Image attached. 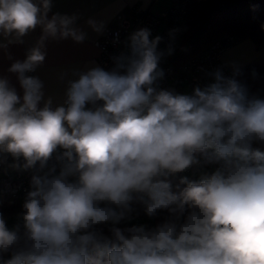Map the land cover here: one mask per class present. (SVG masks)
Listing matches in <instances>:
<instances>
[{
    "label": "clouds",
    "instance_id": "clouds-1",
    "mask_svg": "<svg viewBox=\"0 0 264 264\" xmlns=\"http://www.w3.org/2000/svg\"><path fill=\"white\" fill-rule=\"evenodd\" d=\"M51 9L52 0H0V48L41 29L26 58L8 68L23 96L0 77V152L23 158L13 168L39 165L23 203V243L0 214V258L11 252L3 264H264V151L252 147L264 143V99L221 69L191 94L159 89L160 61L174 48L158 50L163 38L141 28L112 70L74 73L64 104L53 108L43 82L26 73L43 64L49 40L83 43L87 33L76 14L49 18ZM86 23L103 33V21ZM58 148L66 163L59 174L43 172ZM197 153L218 167L199 182L182 177L186 187L173 192L168 177L199 164ZM132 193L143 194L149 217L167 209L174 219L153 230L113 227L111 238L95 231L132 211Z\"/></svg>",
    "mask_w": 264,
    "mask_h": 264
},
{
    "label": "built area",
    "instance_id": "built-area-1",
    "mask_svg": "<svg viewBox=\"0 0 264 264\" xmlns=\"http://www.w3.org/2000/svg\"><path fill=\"white\" fill-rule=\"evenodd\" d=\"M192 1L170 0L171 5L159 13H152L148 10L132 7L129 17L118 15L116 27L106 29L104 38L94 43L99 53V66L105 70H112L115 66L113 57L128 52V37L130 34L141 28H148L151 30L152 38L157 35L163 38L162 42L158 45V50H166L169 44H172L174 48L172 55H165L160 61L159 68L163 69L165 75L156 83L159 89L171 88L179 92L183 87H189L192 90L196 86L203 88L205 85L213 82L210 73L215 72L217 69H221L226 77L231 78L233 71L225 66L223 55L227 50L237 45L239 41L229 34L221 35L207 48L186 62L180 63L178 61L181 25L189 15ZM173 29H178L174 40L170 39L169 36L170 31ZM26 75L31 74L26 73ZM98 104H102V102H98ZM40 107H43V105ZM88 107H91V105H88ZM63 151V149H57L43 172H48L50 169L55 168L54 174H59L63 164L66 163V160L58 159ZM196 156L200 161L199 164L193 165L183 172L169 176L168 180L180 179L199 173H212L218 167L216 164L205 163L203 156ZM23 163V158L16 160L10 154L0 152V204L14 205L24 211L23 203L27 198L28 192L32 190L30 184L31 177L36 173L39 165L37 164L36 168L28 170L12 167L13 164L23 165ZM68 179H77V177L70 176ZM142 195L140 193H132L133 200L131 205H144L140 200V196ZM144 199H147V197L144 196ZM111 236L112 233H110L109 238Z\"/></svg>",
    "mask_w": 264,
    "mask_h": 264
},
{
    "label": "crops",
    "instance_id": "crops-1",
    "mask_svg": "<svg viewBox=\"0 0 264 264\" xmlns=\"http://www.w3.org/2000/svg\"><path fill=\"white\" fill-rule=\"evenodd\" d=\"M170 5V0H52L49 18L54 13L69 16L76 14L79 17L76 26L87 33V38L83 43H75L70 38L60 41L49 40L46 43L45 61L35 72L30 73L43 82L44 100L51 98L53 108L63 105L68 81L78 78L74 73L99 66V53L94 43L104 38L106 29L116 27L118 15L129 17L132 7L159 13ZM90 18L105 23L102 34L94 32L87 25L86 21ZM40 35L41 29L37 27L22 38L23 43H13L7 48H0V77L7 78L10 86L14 87L21 97L23 90L17 74L9 72L8 68L13 62L26 58L27 51L34 46ZM0 43H7L3 36H0ZM223 62L233 72L246 64L264 65V50H257L248 40L240 41L224 53ZM182 91L183 89L175 92L182 94ZM43 103L42 101L39 107Z\"/></svg>",
    "mask_w": 264,
    "mask_h": 264
},
{
    "label": "trees",
    "instance_id": "trees-1",
    "mask_svg": "<svg viewBox=\"0 0 264 264\" xmlns=\"http://www.w3.org/2000/svg\"><path fill=\"white\" fill-rule=\"evenodd\" d=\"M264 0H193L189 15L180 30V47L178 61L184 63L197 55L223 34L234 36L239 42L250 41L257 50H264ZM246 85L249 97L264 99V65L246 64L235 72L232 77ZM254 149L264 151V143L254 141ZM196 155L202 156L197 153ZM211 173H199L187 176L189 181L199 182ZM202 175V176H201ZM71 179L70 181H75ZM180 179L171 180L172 191L179 192L186 185ZM100 207L110 206L108 202H101ZM132 211L119 223H103L94 226V230L109 237L113 227L126 230L134 226H144L146 230H153L158 225L174 219L169 210L160 209L149 217L145 213V206L131 205ZM191 210L188 209L177 221L182 224ZM23 210L14 205H1L0 214H20ZM26 229L17 231L20 242L23 243ZM11 258V252L3 254L1 260Z\"/></svg>",
    "mask_w": 264,
    "mask_h": 264
},
{
    "label": "rangeland",
    "instance_id": "rangeland-1",
    "mask_svg": "<svg viewBox=\"0 0 264 264\" xmlns=\"http://www.w3.org/2000/svg\"><path fill=\"white\" fill-rule=\"evenodd\" d=\"M184 88H187V89H184ZM182 89H183L182 94H191L193 91L189 87H183ZM22 213L3 215V217L5 219L6 227L9 230L19 231L21 229H25L24 225H23V220H22ZM4 260H7V259H4ZM4 260H1L0 264H3Z\"/></svg>",
    "mask_w": 264,
    "mask_h": 264
}]
</instances>
